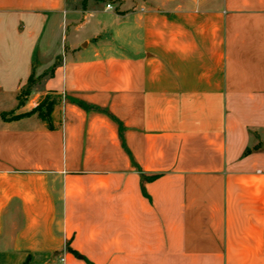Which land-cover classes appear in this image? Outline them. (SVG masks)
<instances>
[{
    "label": "crops",
    "instance_id": "1",
    "mask_svg": "<svg viewBox=\"0 0 264 264\" xmlns=\"http://www.w3.org/2000/svg\"><path fill=\"white\" fill-rule=\"evenodd\" d=\"M78 2L0 0V264H264V0Z\"/></svg>",
    "mask_w": 264,
    "mask_h": 264
},
{
    "label": "rangeland",
    "instance_id": "2",
    "mask_svg": "<svg viewBox=\"0 0 264 264\" xmlns=\"http://www.w3.org/2000/svg\"><path fill=\"white\" fill-rule=\"evenodd\" d=\"M87 0H79L78 5H85ZM59 48H61V42H58ZM63 56L60 54L54 57L52 61L47 60L41 62L37 59L36 67L28 79L27 84L18 93V104L37 105L35 108H39L41 112L51 113L55 108V105L62 104L60 94L53 92V88H48L47 80L54 74L56 66L61 62ZM6 99L5 105H10V95ZM1 100V99H0Z\"/></svg>",
    "mask_w": 264,
    "mask_h": 264
},
{
    "label": "built area",
    "instance_id": "3",
    "mask_svg": "<svg viewBox=\"0 0 264 264\" xmlns=\"http://www.w3.org/2000/svg\"><path fill=\"white\" fill-rule=\"evenodd\" d=\"M108 7H111V4H108ZM60 262L66 264V257L64 255L60 257Z\"/></svg>",
    "mask_w": 264,
    "mask_h": 264
},
{
    "label": "trees",
    "instance_id": "4",
    "mask_svg": "<svg viewBox=\"0 0 264 264\" xmlns=\"http://www.w3.org/2000/svg\"><path fill=\"white\" fill-rule=\"evenodd\" d=\"M35 111H38L39 114L41 115V111L39 110V108L34 109V112H35Z\"/></svg>",
    "mask_w": 264,
    "mask_h": 264
}]
</instances>
